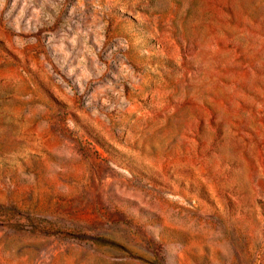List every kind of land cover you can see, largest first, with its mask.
Returning a JSON list of instances; mask_svg holds the SVG:
<instances>
[{"label": "rangeland", "instance_id": "374dc122", "mask_svg": "<svg viewBox=\"0 0 264 264\" xmlns=\"http://www.w3.org/2000/svg\"><path fill=\"white\" fill-rule=\"evenodd\" d=\"M0 264H264V0H0Z\"/></svg>", "mask_w": 264, "mask_h": 264}]
</instances>
